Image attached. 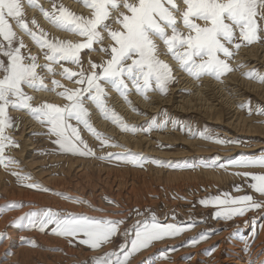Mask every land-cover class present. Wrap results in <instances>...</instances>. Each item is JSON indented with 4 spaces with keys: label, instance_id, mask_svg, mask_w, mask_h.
<instances>
[{
    "label": "snow or ice",
    "instance_id": "1",
    "mask_svg": "<svg viewBox=\"0 0 264 264\" xmlns=\"http://www.w3.org/2000/svg\"><path fill=\"white\" fill-rule=\"evenodd\" d=\"M88 15L78 14L63 3L54 2L46 9L39 0H26L29 7L37 8L55 28L75 34L79 39L60 38L49 34L35 18L26 17L25 0H0V166L11 170L24 186L40 191H50L31 174L17 170L19 161L6 155V149L17 146L7 130L19 125L10 115V109L28 112L47 129L56 150L64 154L95 157L101 160H115L143 166L148 159L143 153H135L114 137L98 130L91 121L89 103L94 104L103 118L110 120L122 131L136 133L161 129L170 122L155 117L145 121L146 126L129 124L109 104L108 89H114L124 101L139 111L129 97L133 90L150 99V92L166 94L174 82L172 65L161 59L162 54L171 56L178 67L195 79L209 76L217 80L244 68L243 63L233 66L230 61L242 46L264 41V0H79ZM31 25V26H30ZM19 29L37 45L44 62L38 55L24 51L27 45L18 35ZM105 41H108L106 44ZM99 51L103 56L99 62L88 60L83 66L82 53ZM67 65L77 66V70ZM248 78L264 83V73L247 70L242 73ZM71 81L75 86L62 83ZM50 79V83L46 82ZM33 92H54L63 103L42 101L34 104ZM249 114L264 116V106L253 109L250 104L239 105ZM171 123L175 124L174 121ZM81 126L91 133L100 147L121 148L122 151L97 155L81 135ZM191 132V129H188ZM195 135V134H194ZM198 135L216 143H238L221 139L208 132ZM215 158L211 165L220 168L264 169V152L260 155L241 153L229 158L228 164ZM154 163L160 161L153 160ZM194 167V165L190 166ZM250 178V187L264 196V172H237ZM239 191L240 186L234 185ZM64 199L77 203H88L69 193L57 192ZM109 203L113 201L109 200ZM199 203L214 206V219L230 221L244 216L250 210L264 212V200L250 194L209 195ZM22 201H6L0 205V215L23 207ZM136 215L141 216L136 210ZM253 223L255 218H253ZM10 223H17L26 229L45 231L51 225L52 234L65 238L71 244L78 241L90 249H99L112 242L123 231L124 241L117 249L91 258L92 264H129L131 257L147 249L155 241L175 237L190 230L198 221L162 223L155 214L137 219L127 229L121 230L124 218L92 216L85 213L61 215L51 207L29 209ZM255 233L253 234L254 238ZM6 231H0V240L7 239ZM208 238L206 232L190 238L194 246L199 240ZM22 240L27 239L21 237ZM35 246V242L29 240ZM249 238L244 239L245 250L250 248ZM166 258V257H162Z\"/></svg>",
    "mask_w": 264,
    "mask_h": 264
},
{
    "label": "rangeland",
    "instance_id": "2",
    "mask_svg": "<svg viewBox=\"0 0 264 264\" xmlns=\"http://www.w3.org/2000/svg\"><path fill=\"white\" fill-rule=\"evenodd\" d=\"M73 1L81 4L80 6L84 7V9H77L66 4L63 0H39V3L42 4L44 8L51 9L54 2H59L78 14L88 15L89 9L79 2V0ZM25 13L29 21L35 18L38 24L51 35L73 40L79 39L75 34L68 32V34H58L49 29L47 25H51L53 28L55 27L44 18L43 14L37 8L29 7L26 0ZM16 30L27 45L24 51L26 53L30 51L32 54L38 55L40 62L43 63V54L39 47L31 40V37L18 28ZM105 43L107 44L108 41H105ZM252 45H258L264 48V41H258ZM250 46H242V48ZM239 50H241V48ZM102 56L103 53L98 50L95 52L85 50L82 53L83 66L85 68L88 67L89 58L99 62ZM244 57L245 56H241L240 51L237 52L230 63L233 66L237 63H243L244 68L232 71L225 75L222 80H217L209 76H204L198 80L181 70L171 56L162 54L161 59L172 65L174 70L173 74L176 79L169 84L166 94H161L156 91L150 92L148 95L150 97L151 94L156 93L160 95V97H164L173 94L179 99L192 92L186 88L187 85H185V82L188 85L190 84V81L187 82L188 80L196 82L197 84L195 85L197 88L198 85L199 87L203 86V83H206L205 80L207 79H214L217 82H221L230 74H235V76L242 77L264 88V83H260L258 80L248 78L242 74L247 70H255L258 73H264V65L255 63L256 61L252 59L242 60ZM251 62L255 65L247 68L250 66L248 64ZM67 66L77 70V66L75 65ZM56 79L62 78L57 75ZM46 82L50 83V79ZM62 83L69 87L75 86L68 80L62 79ZM190 86H193V84ZM175 87H179L180 89L176 92H172ZM193 88H195V86ZM26 91L35 97L33 100L34 104H38L42 101L53 103L64 102L63 99L54 92H33L31 89H26ZM108 92L107 103L129 124L146 126L144 122L153 117L158 121L168 119L170 122L167 126L161 129H153L148 133L142 131H137L136 133L125 132L110 120L103 118L95 105L89 103L87 106L91 113V121L98 130L108 134L103 127L98 125L99 122L104 121L107 125L116 127L120 132L143 134L150 137L153 141L151 147L160 151L174 153L181 149H186V146L180 142H173L171 140L169 142L154 135V133H161L163 135L173 134V136L184 137L189 141H194V145L202 150L196 154L193 153L185 156H159L149 153L148 150L147 152L136 151L133 150L132 147L127 146L133 152L143 153L148 158L143 163V166L117 162L115 160L109 161L95 157L64 154L56 150L57 146L51 142V139L47 135V129L38 123L28 112L10 109V115L16 119L19 127L8 129L7 132L18 143V147L11 146L7 148L6 155L12 156L19 161L17 170L22 173L31 174L34 180L40 182L43 186L50 189V191L45 192L28 188L11 174V170H6L3 166H0V205L4 204L6 201L24 202L23 207L6 211L0 215V231H6L8 237L7 239L0 240V264H92V257L100 256L107 251L117 249L124 241L123 231H121L117 237L113 238L111 243L93 250L86 245L80 244L78 241H73V243L70 244L67 239L52 234L51 228L53 226L51 225L48 229L41 232L35 229L23 228L17 223H10L14 217L21 216L29 209H43L47 207H51L61 215H66L68 213H85L92 216L124 218L125 223L120 226L121 230L130 228L137 219L150 217L152 214H155L162 223H178L189 220L198 221L190 230L175 237H168L163 240L155 241L147 249L141 250L131 257L129 263L135 260L133 264H142L144 261H147L146 264H197L202 262L210 264L212 261L218 264H226L225 259L232 256L234 249L242 250L241 253L252 257L257 248L256 239L260 235L264 237V212L260 210H250L245 213L244 216L234 217L230 221L217 220L214 219V213L217 209L211 205H201L199 201L209 195H220L225 192L233 196L250 194L253 195L255 199L264 200V196L256 193L250 187V178L236 175L237 172L242 173L244 171L264 172V169L236 168L232 166L227 168L205 166L206 164L211 165L217 157H219V163L227 165L229 158H234L241 153L260 155L264 152V147L259 146L264 144V134H238L224 123L209 121L205 117L195 113L177 112L168 105H163L152 113L138 102V98L144 97L135 92V90L129 93V97L133 104L139 109V111H134L114 89L109 88ZM242 102L250 104L252 108L255 109L264 106V99L257 96L255 93H246L245 97L240 100L237 106L238 110L243 112V117L247 119L249 124L257 126L264 131V116L256 114L255 112L249 114L246 108H241L239 106ZM121 103L124 104L123 107L120 105ZM126 109L135 116H140L141 118L147 116V118L140 120L141 118L135 117L131 119L129 115H126ZM171 121H174L175 124L171 123ZM30 122L34 124L31 125ZM26 125L36 126L32 131L27 132ZM24 129H26L27 133L24 131L25 137H20L19 134ZM188 129H191V132H189ZM199 132L213 133L221 139L238 141V143H216L212 140L201 138L198 135ZM81 135L89 146L94 149L97 155L106 152H116L117 149H121L110 146L101 148L100 142L92 136L91 133L83 129L82 126ZM109 135L120 143L118 136L110 133ZM29 147L31 148L29 149ZM23 149L27 151L26 153L24 152V154H22ZM153 160L160 161V163H154ZM29 161L34 164L31 166L28 165L27 163H29ZM192 165H194V167H190ZM72 167L74 170H79L74 171ZM92 168L103 170L104 172L108 171L111 172V174L119 173L124 175L128 174L129 176H133V173L137 174L134 177L135 191L137 194L132 190L129 193L123 191V196L120 197L119 200H116L115 197L109 196L110 194L108 195L106 192H101L100 188L86 186L83 194L75 190H70L71 188L69 184H67L68 175L71 173V177H73L71 178V182L82 185L78 179V174L83 173L85 177H92L94 173ZM156 172H161L166 178L156 176L159 174ZM150 174H154L158 179H156L155 176L153 178ZM168 174L171 176L168 177ZM136 178L138 179L136 180ZM61 183L65 185L63 186ZM148 183L151 185H148ZM234 185L240 186L239 191L234 188ZM57 192L69 193L88 203H77L69 199H64L57 195ZM109 200L113 201V203H109ZM137 209L140 211L141 216L136 215ZM253 218H255L254 223L252 222ZM201 232H206L208 238L199 240V242L193 246L190 238L197 237L198 239V234ZM254 233V238H251ZM21 237H26L27 239L22 240ZM246 238H249V244L251 245L247 250L244 248V239ZM29 240L34 241L35 246L29 243ZM21 249L27 252H33L34 254L21 255ZM262 251L263 250H259L255 256L249 259V264H264V257L259 262H255L259 254H264ZM194 255L202 256L203 259L192 262L191 259Z\"/></svg>",
    "mask_w": 264,
    "mask_h": 264
},
{
    "label": "bare ground",
    "instance_id": "3",
    "mask_svg": "<svg viewBox=\"0 0 264 264\" xmlns=\"http://www.w3.org/2000/svg\"><path fill=\"white\" fill-rule=\"evenodd\" d=\"M66 4L73 6L77 9H84V7L80 6L81 4L73 1V0H63ZM45 3V1H44ZM44 24V22L42 21ZM47 27L58 34H68L67 32H62L60 30H57L53 28L51 25H47ZM241 53V56H245L242 58V60H248L252 59L256 61L255 63H261L264 65V48L258 45H252L250 47H241V50H239ZM247 68L254 66L252 62L249 63ZM179 74V73H178ZM177 74V75H178ZM184 78V77H183ZM187 78V77H185ZM190 79V78H187ZM190 81V84L188 85L185 82L186 88L191 92L189 95H185L183 97H180L177 99L175 95L171 94L169 96L160 97V95L153 93L150 96V99H144V98H138V102L145 107V109L149 110L150 112H154L158 110L163 105L171 106L175 111L177 112H183V113H195L202 117H205L209 121H213L216 123H224L226 126H230L231 129H233L238 134H264V131L257 127L249 124L247 122V119L243 117V112L239 111L237 106L240 100L245 97L246 93H255L257 96H260L264 99V88L259 86L256 83H253L251 81H247L242 77L235 76V74H230L224 78L223 81L217 82L214 79H207L205 80L206 83H203V86L199 87V85L196 88L197 84L194 81ZM193 86H190L192 85ZM195 86V88H193ZM180 88L175 87L173 88L172 92L178 91ZM122 107L124 104H120ZM126 115H129L131 119H134L135 117L141 118L140 116H135L132 114L128 109H126ZM147 118V116L142 117L140 120ZM29 122V121H28ZM31 125L34 123L30 122ZM27 126V132H30L34 129L36 125ZM101 127L105 129V131L108 132V134H112L115 136H118V140L120 143L132 147L133 150L136 151H144L151 154H156L159 156H185V155H191L193 153H198L201 148L196 147L194 144V141H189L185 139L184 137H178L172 135H163L161 133H154V135L160 139L166 140V141H173V142H180L181 144L186 146V149H181L180 151L174 152V153H167L164 151H160L154 147H151L152 140L150 137L145 136L143 134H130V133H123L118 131V129L114 126L107 125L104 121L99 122ZM31 127V128H30ZM24 131L26 132V129L22 130L19 136L25 137ZM26 132V133H27ZM231 136V135H230ZM180 139V140H179ZM259 146H263L264 144H261ZM31 147H29L30 149ZM123 149H117V151H122ZM22 154L27 151L25 149L22 150ZM229 153V152H228ZM28 155V153H27ZM24 156V155H23ZM27 162V161H26ZM28 165H32L31 161L27 163ZM72 170L73 167H72ZM79 170V169H77ZM74 170V171H77ZM93 176L92 177H85L83 173L78 174V179L82 185H78L77 183L71 182V173L68 175V183L70 186V190H75L81 194H83L86 186L93 187V188H100L101 192L108 193L109 196L115 197L116 200H119L120 197L123 196V191L130 192L131 190L135 193V182L134 177L137 174H132L133 176H129L128 174H119L114 173L111 174V172H104L103 170H98L95 168H92ZM113 173V172H112ZM153 173V172H150ZM156 176H161L162 178H166L165 175L161 174V172ZM139 174V173H138ZM75 175V174H74ZM154 178V174H150ZM77 176V175H76ZM155 176V177H156ZM171 176L168 174V177ZM138 177V176H137ZM142 178V177H140ZM152 178V179H153ZM138 178H136L137 180ZM158 179V177H156ZM204 179V178H201ZM205 180V179H204ZM207 180V179H206ZM158 181V180H156ZM138 182V181H137ZM136 182V184H137ZM147 183V182H146ZM151 183V182H149ZM148 185H151L149 184ZM153 183V182H152ZM63 186L64 183H61ZM67 186V187H69ZM141 187V186H140ZM153 191V190H152ZM24 196V195H23ZM31 197V196H28ZM27 199V198H26ZM65 207V206H64ZM257 242V248L255 250V254L259 250H263L264 252V237L262 235L258 236L256 239ZM236 248V246H235ZM242 250L234 249V253H232V256L228 259H225L226 264H249L248 260L251 259L255 254L250 257L246 254L241 253ZM38 253V252H37ZM21 255H30L34 254L33 252H27L24 249H21ZM264 257V254H259L257 256L258 259L255 260V262H259ZM202 256L194 255L191 259L192 262L194 261H200ZM135 260H133L129 264H133ZM147 261H144L142 264H146ZM174 264V263H173ZM197 264H205V263H197ZM210 264H218L214 261H212Z\"/></svg>",
    "mask_w": 264,
    "mask_h": 264
}]
</instances>
